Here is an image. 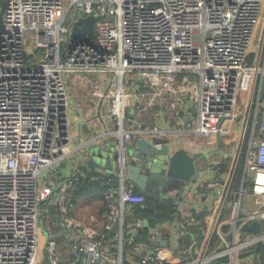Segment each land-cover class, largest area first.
Masks as SVG:
<instances>
[{"label": "built area", "instance_id": "1", "mask_svg": "<svg viewBox=\"0 0 264 264\" xmlns=\"http://www.w3.org/2000/svg\"><path fill=\"white\" fill-rule=\"evenodd\" d=\"M89 17L98 19L95 37L73 42L74 25L84 27ZM262 21L264 0H0V264H125L127 245L139 244L148 228V253L139 264H188L176 248L187 236L199 247L200 222L185 224L184 213L211 196V229L193 264H258L255 251L264 246V38L256 51L251 47ZM72 76L114 79L109 113L120 150L134 135L162 134L158 127L130 128L134 100L169 98L171 106H185L197 119L188 133L213 146L223 125L240 118L229 170L210 160L218 154L210 148L208 171L169 195L177 199L174 216L155 227L135 217L145 197L128 184L124 158L119 172L77 168L49 186L71 156ZM243 79L250 80L251 95L240 113ZM207 174L213 187L203 190L199 180ZM91 183L99 184L104 204L103 234L73 216L79 192ZM246 198L261 208L246 211ZM47 204L54 209L48 226L42 218ZM254 223L258 233L243 231ZM57 227L71 232L65 241L71 261L56 239ZM161 239L170 246H160Z\"/></svg>", "mask_w": 264, "mask_h": 264}, {"label": "crops", "instance_id": "2", "mask_svg": "<svg viewBox=\"0 0 264 264\" xmlns=\"http://www.w3.org/2000/svg\"><path fill=\"white\" fill-rule=\"evenodd\" d=\"M86 78L87 77L82 76L70 78L68 85L70 92L72 91L71 85H76L80 80H83L87 87L96 89V92L92 95L89 101H86V104L77 103L75 100L76 98H70V107L68 113V135L71 156L68 162L62 166L59 171L57 170L58 172L56 174L51 175L55 181H48L47 184L49 186L56 184L57 179L61 178L62 176L72 174L77 168H87L90 170L86 149L89 145L102 146L113 142L119 143L120 141L117 135V127L113 121V117L109 113L110 102L108 97L111 91L114 90V86L111 87V81L107 77ZM97 81L98 84H95ZM106 89L109 91L105 92ZM142 89H148V87H144L142 84ZM152 99L153 97H151V100L150 98H146L143 100V103L136 100H134V102H130L128 105V116L131 119V122L134 123V125H130V128L134 129L138 127L139 124L148 126V129L150 130L158 127L162 130V134L147 133L143 134L141 137L134 135L130 142H135L139 139H144L150 142H160L161 140L162 143L168 142L171 145L173 151L184 149L190 155L197 153L207 155L210 152V148L214 147L217 149L219 158L218 161H220L219 163L222 165V170H229L230 163L232 161V155L239 142V137L234 147L232 146L231 148H228L223 143V139L225 137L231 136L236 131L237 127L240 128L242 126V121L237 120V122H226L221 130V146L218 145V140L213 146L211 145V139L190 135L188 133V129L195 130L197 128V119L193 114L187 113L185 106H171V101L169 98L165 99L164 101H156L155 103L150 102ZM238 131L240 132V130ZM224 157H230L228 162H223ZM205 167V161L198 163L199 169H204ZM205 176L208 177L199 180L200 182L203 181V190L213 187V182L211 183L210 181H207L212 180L213 176L209 174ZM237 188L238 184L236 183L234 189L236 190ZM77 197L78 199L76 203V209L73 213V216L87 225V227L93 229L95 232L103 234L105 229V222L102 219L104 204L101 199L102 196L100 194V188L93 185L87 186V188L85 187L79 192ZM245 204L247 206L246 211L259 210L261 208L260 205H255V200L253 198H246ZM196 206L186 210L183 217L185 219V224H192L193 219L200 222V227L195 229V231H197L196 235H198L199 239V247L192 248V239L190 236H187L179 240V247L176 248V256L180 259V261L188 264L195 263L200 259L199 257L203 255L204 251L202 252V248L205 240L208 238V233L210 232L214 217L212 196L208 199L202 198L200 207L196 208ZM253 206H255V208H253ZM53 215V207L50 204H47L42 214L43 222L46 226H48L51 220H53ZM135 217L137 216L135 215ZM151 225L155 227L154 224ZM151 230L152 229L150 228L144 229L140 233L139 244L127 245L125 252V264H139L141 259L144 258V255L148 253V248L146 245L149 243ZM54 233L56 235V239L61 245L65 260L71 261L72 256L69 249L67 248L68 244L65 243L71 232L62 227H57L54 230ZM163 236L167 237L168 233L165 232ZM161 242H168L170 244L168 239H161L159 245L162 247L163 245ZM168 245L165 246L169 247ZM256 262L258 264H264V259H256L255 263Z\"/></svg>", "mask_w": 264, "mask_h": 264}, {"label": "water", "instance_id": "3", "mask_svg": "<svg viewBox=\"0 0 264 264\" xmlns=\"http://www.w3.org/2000/svg\"><path fill=\"white\" fill-rule=\"evenodd\" d=\"M98 19L89 17L74 25L71 39L75 42L81 36L95 37V24ZM240 120V118H238ZM155 142V141H154ZM154 142L139 139L126 143L124 150H120V144L113 142L99 147L88 146L89 168L92 171L105 170L114 173L113 160L124 158L127 171L128 184L140 195L154 201H162L169 198L173 192L182 193L188 183L195 182L203 173L208 171V155L197 153L190 155L186 150L173 151L169 144H164L157 149ZM222 137L218 136V145L221 146ZM115 153L114 159L108 153ZM90 157L93 160L90 161ZM129 158L131 161H129ZM230 157H224L223 162H228ZM206 162L204 169L198 168V163ZM104 165V166H103ZM177 201V199H173ZM260 225L254 223L243 228L244 232L258 233ZM163 246L168 242H161ZM170 246V244L168 245ZM143 258V256H142Z\"/></svg>", "mask_w": 264, "mask_h": 264}, {"label": "rangeland", "instance_id": "4", "mask_svg": "<svg viewBox=\"0 0 264 264\" xmlns=\"http://www.w3.org/2000/svg\"><path fill=\"white\" fill-rule=\"evenodd\" d=\"M264 38V21H262L260 23V26L258 27V29L256 30L254 37H253V44H252V50L256 51V46L259 43L258 46H260V43L263 41ZM74 77H78V76H72V78ZM82 77H86V76H82ZM110 79V83H111V87L114 86V79L110 76H104ZM89 78H101V77H97V76H89ZM88 79V77L86 78ZM126 83L127 86L129 87L130 85V81L128 79H126ZM95 84H98V81L95 82ZM69 85V83H68ZM69 89V87H68ZM71 89L72 91H69L70 94V98H76L75 100L77 101V103H82V104H86V101H89L92 97L93 94H95L96 89H92V87H87L85 85V82L82 80L79 81V83H77L76 85H71ZM109 90L106 89L105 92H108ZM109 94V93H108ZM251 95V85H250V80H242L241 81V85H240V89H239V102H238V106L237 109L240 113H242L245 109V107L247 108V101L249 100ZM240 128L237 127L236 131L229 137H225L223 139V143L228 147L231 148L232 146L234 147L238 137H239V131ZM100 145H95L94 147H99ZM230 150V149H229ZM111 155V158L114 159L115 157V153L113 151H110L108 153V156ZM218 154H212L210 160H215L218 161ZM87 160L89 162V157H88V153H87ZM93 160L92 157H90V161ZM129 161H131V159L129 158ZM104 166V165H103ZM113 172H119V166L117 161L113 160V168L111 169ZM44 234H46V231L44 230Z\"/></svg>", "mask_w": 264, "mask_h": 264}, {"label": "trees", "instance_id": "5", "mask_svg": "<svg viewBox=\"0 0 264 264\" xmlns=\"http://www.w3.org/2000/svg\"><path fill=\"white\" fill-rule=\"evenodd\" d=\"M91 185L95 187H99L98 183H91L84 186L82 190L85 187L87 188V186H91ZM173 206H174V201L172 199L154 201L145 198L144 204L135 206L133 211L137 217L142 219L146 218L150 220L153 224H156V223L168 221L173 218L174 216ZM255 253L259 255L262 259H264V246H259L256 249Z\"/></svg>", "mask_w": 264, "mask_h": 264}]
</instances>
